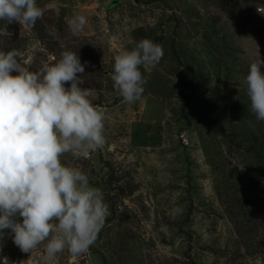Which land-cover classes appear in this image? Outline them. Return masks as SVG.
I'll return each instance as SVG.
<instances>
[{
    "label": "rangeland",
    "instance_id": "374dc122",
    "mask_svg": "<svg viewBox=\"0 0 264 264\" xmlns=\"http://www.w3.org/2000/svg\"><path fill=\"white\" fill-rule=\"evenodd\" d=\"M37 5L50 25L44 44L17 22L1 30L25 40L21 63L58 59L57 43L87 62L98 59L106 72L93 99L106 117L104 147L61 160L101 189L109 215L88 252L75 257L65 249L48 258L44 243L22 252L5 229L0 264H186L187 256L196 264H264V214L249 185L256 162L229 141L232 132L254 131L260 122L245 77L258 56L264 60V9L256 11L264 0ZM77 15L87 21L78 32L68 23ZM144 38L162 45L164 55L155 67L141 66L142 97L126 103L111 80L114 56ZM189 69L200 78L191 92ZM115 98L121 102L113 106Z\"/></svg>",
    "mask_w": 264,
    "mask_h": 264
},
{
    "label": "clouds",
    "instance_id": "9594fccd",
    "mask_svg": "<svg viewBox=\"0 0 264 264\" xmlns=\"http://www.w3.org/2000/svg\"><path fill=\"white\" fill-rule=\"evenodd\" d=\"M43 14L37 0H0V21L34 27ZM68 23L78 32L87 21L77 15ZM163 55L162 45L144 38L114 56L111 80L124 102L141 99L146 84L141 66L155 67ZM20 56L16 49L0 51V239L9 229L22 252L44 243L48 258L65 249L75 257L95 243L109 207L101 189L61 157L88 158L102 149L105 113L93 103L95 90L79 86L85 66L77 52L64 50L38 71ZM262 66L258 56L245 77L258 121H264Z\"/></svg>",
    "mask_w": 264,
    "mask_h": 264
},
{
    "label": "trees",
    "instance_id": "16d2710c",
    "mask_svg": "<svg viewBox=\"0 0 264 264\" xmlns=\"http://www.w3.org/2000/svg\"><path fill=\"white\" fill-rule=\"evenodd\" d=\"M6 24H8L7 21L0 22V51L7 52L12 49H16L19 52L22 51L23 44L25 43L24 39L16 36H8L3 33L1 34V30ZM49 26L50 25L47 22H44L42 18L37 20L34 27H27V28L35 36L38 42L44 44V40L48 37V30L46 28ZM48 40L51 43V39L49 38ZM53 47H55V50L58 51L57 55L59 56L61 52L64 50H71L76 52V50L67 49V47L61 49V44H57V43ZM77 55L79 56L78 53ZM38 57L41 58L40 54ZM80 61L85 66V72L84 74H82L85 82L79 86L81 88L87 87V88L99 90L100 83L98 81L99 78L98 75L106 74L102 64L98 59L97 61L90 60L89 62H87V60L80 58ZM54 62L55 60H53L52 62H48L47 57L43 56V60L38 59L32 62L28 67L32 71H38L44 64H52ZM85 62L87 63L85 64ZM188 75L190 77V80L189 82H187L186 91L191 92L193 91V87L195 83L199 81L200 78H198V76H196L191 69H189ZM65 86L69 87L70 84H66ZM184 98L185 100L188 99L186 96H184ZM185 100L183 103V108L188 106ZM119 102H121V100H117L115 98L111 104L114 106ZM94 104L99 107H102L103 105V104L101 105V103H94ZM182 111L184 112V110ZM184 119H187V117H185ZM254 127H255L254 131L252 129H250L249 131L248 130L243 131V128H241L239 131H237V133L232 132L229 141L230 143H234L235 146L239 145L238 147L240 149H242L247 154L253 155L254 157V160L256 162L255 171L249 179V185H250V190L253 192V194L255 196H260L261 210L264 214V121H260L258 124H254ZM239 138L242 140V144L244 146H242L241 143L237 142V139ZM110 176L112 175L109 174L107 180L110 179ZM240 209H242V206H240ZM185 259H186V264H196L189 256L185 257Z\"/></svg>",
    "mask_w": 264,
    "mask_h": 264
},
{
    "label": "built area",
    "instance_id": "2783aa9c",
    "mask_svg": "<svg viewBox=\"0 0 264 264\" xmlns=\"http://www.w3.org/2000/svg\"><path fill=\"white\" fill-rule=\"evenodd\" d=\"M263 9H264V7H257V8H256V11H257L258 13H262V12H263ZM50 60H53V57H50Z\"/></svg>",
    "mask_w": 264,
    "mask_h": 264
}]
</instances>
